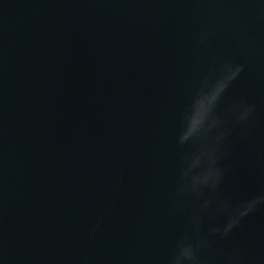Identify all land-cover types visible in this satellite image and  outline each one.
Segmentation results:
<instances>
[{
    "label": "water",
    "instance_id": "obj_1",
    "mask_svg": "<svg viewBox=\"0 0 264 264\" xmlns=\"http://www.w3.org/2000/svg\"><path fill=\"white\" fill-rule=\"evenodd\" d=\"M237 68L218 123L181 142ZM188 245L180 264H264V0H0V264H176Z\"/></svg>",
    "mask_w": 264,
    "mask_h": 264
},
{
    "label": "clouds",
    "instance_id": "obj_2",
    "mask_svg": "<svg viewBox=\"0 0 264 264\" xmlns=\"http://www.w3.org/2000/svg\"><path fill=\"white\" fill-rule=\"evenodd\" d=\"M240 71L237 68L231 75H226L223 78L216 81L213 85L207 87L206 90L202 89L196 100L194 101L191 112L187 115L186 120V128L181 136V142L188 140L189 138L199 139L200 136L206 135L207 130L211 129L218 123L216 118H212V113L216 102L218 101L221 94L227 88L228 82L234 78V76ZM207 153L202 152L201 155H205ZM201 155L196 156L199 160H201ZM209 155V160L211 163L215 162V157ZM190 168H194L191 164ZM220 173L218 170L210 168L207 173L203 175H197L192 178V185L195 187L197 184H205L207 185L210 181L212 182V186L218 182V178ZM260 199V198H258ZM258 202V200H254L249 203L243 211L239 212V216L246 215L253 206ZM238 223V220L233 219L229 222L225 231H228L233 224ZM181 258H185L188 260H195L193 248L191 245L187 247H182L180 256L177 257L176 264H180Z\"/></svg>",
    "mask_w": 264,
    "mask_h": 264
}]
</instances>
